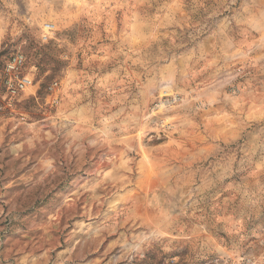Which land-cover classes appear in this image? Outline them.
<instances>
[{
    "label": "rangeland",
    "instance_id": "1",
    "mask_svg": "<svg viewBox=\"0 0 264 264\" xmlns=\"http://www.w3.org/2000/svg\"><path fill=\"white\" fill-rule=\"evenodd\" d=\"M0 264L264 258V0H0Z\"/></svg>",
    "mask_w": 264,
    "mask_h": 264
},
{
    "label": "built area",
    "instance_id": "2",
    "mask_svg": "<svg viewBox=\"0 0 264 264\" xmlns=\"http://www.w3.org/2000/svg\"><path fill=\"white\" fill-rule=\"evenodd\" d=\"M22 61L20 58H13L4 65L3 74H0V117L12 116L14 109L20 103L19 97L23 90L21 81L14 85L12 78H15ZM211 264H264V258L255 260L251 257L219 258Z\"/></svg>",
    "mask_w": 264,
    "mask_h": 264
}]
</instances>
